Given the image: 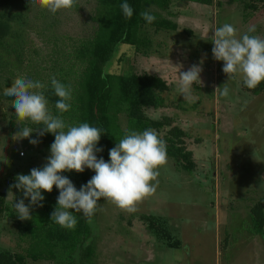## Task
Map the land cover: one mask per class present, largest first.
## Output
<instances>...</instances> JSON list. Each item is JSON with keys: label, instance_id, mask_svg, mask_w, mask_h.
Masks as SVG:
<instances>
[{"label": "rangeland", "instance_id": "1", "mask_svg": "<svg viewBox=\"0 0 264 264\" xmlns=\"http://www.w3.org/2000/svg\"><path fill=\"white\" fill-rule=\"evenodd\" d=\"M74 3L78 8L52 14L32 2L0 46V192L6 195L8 209L0 216V252L18 253L26 246L17 234L14 208L23 194L14 188L9 193L10 185L18 174L43 166L50 154L42 137L35 146L29 139L13 137L17 129L35 123L16 117L4 90L18 76L42 82L53 69L69 66L74 40L92 32L89 15L95 7L94 0ZM215 3L174 0L169 12L173 16L163 15L179 30L151 31V47L142 52L120 47L107 69L118 75L155 74L169 84L165 106L145 113L154 120L167 117L171 127L186 132L197 169L185 173L167 157L152 182L156 191L138 202L134 212L101 199L102 206L90 220L97 255L92 264H264V232L254 235L250 224L252 206L264 203V93L244 91L240 73L228 81V97L215 93L228 77L211 51L212 31L224 23L233 25L237 39L244 34L264 39V2L256 12L244 10L243 4L228 5L227 0ZM253 27L255 32L249 33ZM201 61V82L192 86L193 99L185 100L179 71ZM36 138L34 132L30 139ZM169 239L179 245L170 247Z\"/></svg>", "mask_w": 264, "mask_h": 264}, {"label": "trees", "instance_id": "2", "mask_svg": "<svg viewBox=\"0 0 264 264\" xmlns=\"http://www.w3.org/2000/svg\"><path fill=\"white\" fill-rule=\"evenodd\" d=\"M95 7L89 15L92 32L89 36L74 40L69 54V66L57 71L42 80L48 85L45 89L49 100V109L58 114L54 107L58 99L51 89V77L72 88L71 110L63 114L68 124L78 125L88 123L101 129L98 147L103 152L98 158L109 160V149L116 140L122 138L130 130L143 131L155 129L161 139L166 142L167 157L174 161L176 168L192 174L197 169L194 155L188 150L186 132L179 127H171L172 121L164 117L154 120L146 116L145 111L165 106L166 94L170 91L169 84L158 75L148 73L118 75L107 71L117 55L120 47L131 46L137 52L149 49L152 41L150 32H176L179 25L165 17L167 12L173 16L170 9L174 0H126L134 9L133 16L124 17L120 5L125 0H94ZM204 6H214L215 0H181ZM36 2L44 6L43 0H0V46L12 33L13 24L20 21L28 6ZM264 0H227L228 5L243 4L244 10L258 11V3ZM223 7L217 2V7ZM73 8H78L74 3ZM148 10L155 16L153 23L145 22L140 13ZM184 33L193 35L192 31ZM41 75L39 72L36 77ZM242 89L252 95L264 93V81L253 89L242 83ZM11 101L13 98L9 97ZM30 126V125H29ZM42 125H31L34 130ZM169 128L165 135L162 133ZM46 149L54 142V136L47 133L42 136ZM42 167V166H40ZM30 174V172H29ZM95 173L85 169L83 173L64 172L77 190L85 185ZM45 199L43 207L34 206L31 210V220H18L16 224L19 240L26 244L18 253L0 252V264H28L29 261L47 262L49 264H92L96 258L93 231L90 218L80 213H74L77 224L74 229L61 228L50 221V213L54 210L59 190L54 186L51 193L42 192ZM28 204L30 203L29 200ZM6 195L0 192V216L6 211ZM141 220L147 222L144 218ZM251 232L259 235L264 232V203L257 202L251 208ZM168 245L172 244L171 239Z\"/></svg>", "mask_w": 264, "mask_h": 264}, {"label": "clouds", "instance_id": "3", "mask_svg": "<svg viewBox=\"0 0 264 264\" xmlns=\"http://www.w3.org/2000/svg\"><path fill=\"white\" fill-rule=\"evenodd\" d=\"M44 6L55 14L61 9H69L74 0H43ZM121 11L126 18H131L134 9L129 3L122 2ZM141 18L151 24L155 16L148 10L140 13ZM255 32L250 28L249 33ZM212 56L216 61L223 62L222 71L228 80L215 90L224 97L229 96L228 81L233 75L240 73L244 86L255 88L264 81V39L259 36L244 34L237 39L235 28L229 23L216 27L211 35ZM202 63L194 64L186 71H179V91L185 100L193 99V84L200 81ZM181 68L182 66H176ZM51 89L58 98L54 107L58 114L49 109V100L45 89L48 87L39 80H32L21 75L14 79L4 95L13 98L12 105L16 117L29 120L41 127L17 129L13 137L17 140L29 139L33 146L39 143V137L47 133L54 136L50 145V154L42 167H34L30 174H18L11 189L23 194V199L14 202L17 217L20 220H31L34 206L43 207L45 197L42 192L51 193L55 186L59 190L54 210L50 213V221L61 228L74 229L80 213L85 218L92 217L102 206L98 202L103 199L111 202L127 212L136 211V205L142 199L156 191L155 181L159 175L157 169L166 162V142L161 139L155 129L143 131L130 130L109 149V160L98 158L103 148L98 147L101 129L88 123L68 124L63 114L71 110L72 88L51 77ZM36 139H30L33 133ZM23 155V153H21ZM92 170L95 175L79 190L64 172L83 173ZM13 194V193H12ZM29 200V204H25Z\"/></svg>", "mask_w": 264, "mask_h": 264}, {"label": "water", "instance_id": "4", "mask_svg": "<svg viewBox=\"0 0 264 264\" xmlns=\"http://www.w3.org/2000/svg\"><path fill=\"white\" fill-rule=\"evenodd\" d=\"M115 58V57H114ZM114 60V59H113Z\"/></svg>", "mask_w": 264, "mask_h": 264}]
</instances>
